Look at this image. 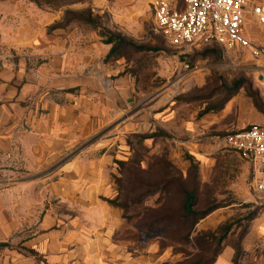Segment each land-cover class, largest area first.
<instances>
[{"label": "rangeland", "instance_id": "rangeland-1", "mask_svg": "<svg viewBox=\"0 0 264 264\" xmlns=\"http://www.w3.org/2000/svg\"><path fill=\"white\" fill-rule=\"evenodd\" d=\"M88 1L41 0L44 10L53 11ZM98 14L101 28L117 31L135 46L126 48L119 59L128 97L122 99L116 91L107 94L106 119L99 118L93 133L76 142L70 149L74 153L53 159H13L11 174H0V205L6 182L15 212L31 217L21 222L25 233L17 232L0 244L4 245L0 252L35 257L22 245L39 233L41 218L53 217L56 225H63L87 213L57 186L62 181L86 180L81 173L65 170L108 142L113 162L107 176L113 192L100 193L101 207L94 211L103 215L113 207L104 203L106 199L115 200L113 208L122 216L118 222L122 238L156 244L165 264H208L224 246H240L263 211L264 200L250 187V171L224 141L218 148L199 149L200 163L197 152L182 145L188 139L180 130L185 122L199 119L209 109L218 107V112L239 95L264 108V25L251 28V38L262 52L252 57L245 51L227 52L215 43L169 45L154 30L150 5L127 29L113 24L108 14ZM101 28L92 32L99 36ZM170 114L172 122L165 123ZM186 192L195 196L197 216L190 220L182 209ZM203 213L209 214L198 220Z\"/></svg>", "mask_w": 264, "mask_h": 264}, {"label": "crops", "instance_id": "crops-1", "mask_svg": "<svg viewBox=\"0 0 264 264\" xmlns=\"http://www.w3.org/2000/svg\"><path fill=\"white\" fill-rule=\"evenodd\" d=\"M152 2L89 0L80 5L71 2L53 11L28 0H0V51L7 56H0V174H11L13 159H53L74 153L70 149L76 142L93 133L99 118L106 119L110 110L103 104L107 94L116 91L120 98L128 97L120 58L106 61L111 46L78 24L54 28L64 21L66 12L91 8L108 14L113 24L127 29L138 21L147 5L153 13ZM252 22L247 27L251 40ZM171 114L165 123L172 122ZM250 125L264 126V109L239 95L218 112L185 122L180 132L188 140L181 143L195 152L218 148L225 135ZM110 148V143H103L85 156L88 159H73L65 172L81 173L86 180L62 181L57 186L87 213L63 225H56L53 217L41 218L39 233L22 245L36 256L4 250L0 252V264H165L166 257L159 254L156 244L122 238L118 230L122 216L115 208L105 207L108 211L103 215L94 211L100 206L99 194L110 196L113 192L107 176L113 162ZM194 154L200 162L202 155ZM243 166L251 173V189L264 200V193L256 188L252 166L245 161ZM3 189L0 244L8 243L17 232L25 233L21 222L31 220L15 212L11 194L5 192L6 182ZM261 205L263 211L243 238L236 264H264V201ZM235 254V248L228 245L213 264H235Z\"/></svg>", "mask_w": 264, "mask_h": 264}, {"label": "built area", "instance_id": "built-area-1", "mask_svg": "<svg viewBox=\"0 0 264 264\" xmlns=\"http://www.w3.org/2000/svg\"><path fill=\"white\" fill-rule=\"evenodd\" d=\"M152 8L155 32L173 47L215 43L227 52L262 54L247 35L250 20L264 25L260 0H153ZM0 56L7 57L1 51ZM222 140L252 166L256 188L264 193V126L250 125Z\"/></svg>", "mask_w": 264, "mask_h": 264}, {"label": "trees", "instance_id": "trees-1", "mask_svg": "<svg viewBox=\"0 0 264 264\" xmlns=\"http://www.w3.org/2000/svg\"><path fill=\"white\" fill-rule=\"evenodd\" d=\"M29 2L34 3L37 5L39 8H43V4L41 0H28ZM99 12L93 11L91 8H87L83 10L82 12H75V11H68L66 12L64 21L56 26L54 28H66L68 26H72L75 24H78L82 27L84 30H94L97 31L99 28H101L99 21L102 19L101 16L98 14ZM106 16V13L104 14ZM102 31L99 33V37L103 40V43L106 45L111 46V50L106 58V61L116 58H121L123 56V51L128 48V47H135L134 44L129 42L123 35L118 33L115 30H110L106 28H101ZM217 45V44H216ZM254 102V101H253ZM255 106L259 108L260 110H263L264 108L261 106H258L256 102H254ZM218 110V107L215 109H209L204 111L203 115L211 112H215ZM202 115V116H203ZM110 206L116 207V201L115 200H107L106 201ZM194 206H195V196L194 193L192 192H186L185 193V199L183 203V213L186 219L190 220L192 217L197 214L194 212ZM209 213H203L202 215L198 216V220L204 219ZM228 230L226 231V233ZM224 239H220V244ZM4 246V245H0ZM225 248V246L221 249H219L216 252L215 257L212 259V261L208 264H213L219 254L222 252V250ZM236 254H235V259L234 262L235 264L237 263V260L241 256V248L240 246L234 247Z\"/></svg>", "mask_w": 264, "mask_h": 264}]
</instances>
